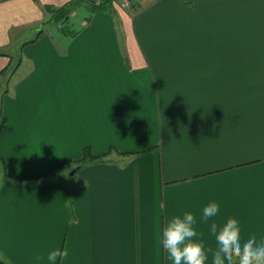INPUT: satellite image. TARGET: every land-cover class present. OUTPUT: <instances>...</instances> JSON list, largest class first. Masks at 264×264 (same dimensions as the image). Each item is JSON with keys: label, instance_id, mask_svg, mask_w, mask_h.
Instances as JSON below:
<instances>
[{"label": "crops", "instance_id": "1", "mask_svg": "<svg viewBox=\"0 0 264 264\" xmlns=\"http://www.w3.org/2000/svg\"><path fill=\"white\" fill-rule=\"evenodd\" d=\"M71 1L0 0V264H171L212 199L264 235V0Z\"/></svg>", "mask_w": 264, "mask_h": 264}, {"label": "clouds", "instance_id": "2", "mask_svg": "<svg viewBox=\"0 0 264 264\" xmlns=\"http://www.w3.org/2000/svg\"><path fill=\"white\" fill-rule=\"evenodd\" d=\"M220 205L212 199L202 208L199 219L193 211L171 215L163 228L160 243L171 264H264V235L250 234L245 238L237 223L228 221L218 228L216 218ZM211 220L208 239L213 242L214 253L205 250L204 233L198 230L200 221ZM51 250L47 260L57 264L65 255Z\"/></svg>", "mask_w": 264, "mask_h": 264}, {"label": "trees", "instance_id": "3", "mask_svg": "<svg viewBox=\"0 0 264 264\" xmlns=\"http://www.w3.org/2000/svg\"><path fill=\"white\" fill-rule=\"evenodd\" d=\"M87 3L88 7L92 12H101L106 11L112 13V6H111V0H100L99 5H96L93 0H73L59 8H51L47 7L46 11L50 15L51 20H67L69 14L73 10V8L78 5L79 3ZM95 160L88 150L84 151L82 159L79 161L80 165H85L88 163H91Z\"/></svg>", "mask_w": 264, "mask_h": 264}, {"label": "rangeland", "instance_id": "4", "mask_svg": "<svg viewBox=\"0 0 264 264\" xmlns=\"http://www.w3.org/2000/svg\"><path fill=\"white\" fill-rule=\"evenodd\" d=\"M124 4H125V7H122V5H124ZM111 6H112V9H114V8L124 9L125 8L130 12H135L139 9V2H138V0H113V2L111 1ZM113 11H115V10H112V12ZM118 26L119 25L117 24V27ZM0 174H1V171H0Z\"/></svg>", "mask_w": 264, "mask_h": 264}, {"label": "built area", "instance_id": "5", "mask_svg": "<svg viewBox=\"0 0 264 264\" xmlns=\"http://www.w3.org/2000/svg\"><path fill=\"white\" fill-rule=\"evenodd\" d=\"M94 1V3L96 4V5H99V3H100V0H93ZM112 2H113V0H111ZM115 2V1H114ZM116 3V2H115ZM122 7H125V4L124 5H122Z\"/></svg>", "mask_w": 264, "mask_h": 264}, {"label": "water", "instance_id": "6", "mask_svg": "<svg viewBox=\"0 0 264 264\" xmlns=\"http://www.w3.org/2000/svg\"><path fill=\"white\" fill-rule=\"evenodd\" d=\"M75 173V171L73 170V171H71L70 173H69V175H73Z\"/></svg>", "mask_w": 264, "mask_h": 264}]
</instances>
